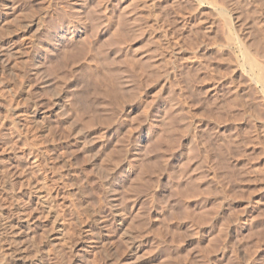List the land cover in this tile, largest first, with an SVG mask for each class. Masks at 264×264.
Returning a JSON list of instances; mask_svg holds the SVG:
<instances>
[{"label":"rangeland","instance_id":"1","mask_svg":"<svg viewBox=\"0 0 264 264\" xmlns=\"http://www.w3.org/2000/svg\"><path fill=\"white\" fill-rule=\"evenodd\" d=\"M244 50L264 0H0V264H264Z\"/></svg>","mask_w":264,"mask_h":264},{"label":"bare ground","instance_id":"2","mask_svg":"<svg viewBox=\"0 0 264 264\" xmlns=\"http://www.w3.org/2000/svg\"><path fill=\"white\" fill-rule=\"evenodd\" d=\"M221 11V10H220ZM232 37H230V39H231ZM233 39V38H232ZM233 41V44H235V41L234 40H232ZM230 42H231V40H230ZM239 42V41H238ZM241 42V41H240ZM242 43V42H241ZM240 43V44H241ZM239 44V45H240ZM243 46V45H242ZM244 47V46H243ZM244 52V54H243V56H244V61H245V64H246V66L247 67H249V71H250V73L252 72V74L254 75L253 76V80L255 81V83H256V85L258 84V85H260L261 86V88H262V90L261 91H263V93H264V66L261 64V63H259L258 61H256L251 55H250V53L249 52H247L246 50H244L243 51ZM264 96V95H263ZM12 196V195H11ZM2 216V215H1ZM56 222V221H55ZM60 230V229H59Z\"/></svg>","mask_w":264,"mask_h":264}]
</instances>
